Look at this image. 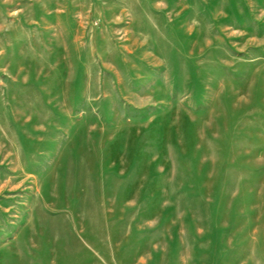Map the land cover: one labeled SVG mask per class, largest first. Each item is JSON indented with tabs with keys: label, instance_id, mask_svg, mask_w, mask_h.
Listing matches in <instances>:
<instances>
[{
	"label": "rangeland",
	"instance_id": "1",
	"mask_svg": "<svg viewBox=\"0 0 264 264\" xmlns=\"http://www.w3.org/2000/svg\"><path fill=\"white\" fill-rule=\"evenodd\" d=\"M0 264H264V0H0Z\"/></svg>",
	"mask_w": 264,
	"mask_h": 264
}]
</instances>
